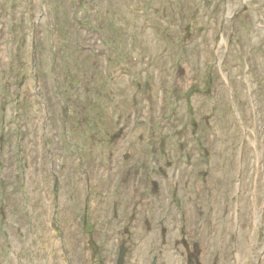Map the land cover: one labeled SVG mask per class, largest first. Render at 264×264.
I'll list each match as a JSON object with an SVG mask.
<instances>
[{"label":"rangeland","instance_id":"obj_1","mask_svg":"<svg viewBox=\"0 0 264 264\" xmlns=\"http://www.w3.org/2000/svg\"><path fill=\"white\" fill-rule=\"evenodd\" d=\"M102 1L0 0V264H118L124 241L125 264H264V0H111L113 27ZM74 83L98 92L84 143L64 134ZM109 175L141 227L106 240Z\"/></svg>","mask_w":264,"mask_h":264},{"label":"bare ground","instance_id":"obj_2","mask_svg":"<svg viewBox=\"0 0 264 264\" xmlns=\"http://www.w3.org/2000/svg\"><path fill=\"white\" fill-rule=\"evenodd\" d=\"M111 237H113V238H114L115 236H111ZM116 237H117V236H116ZM116 237H115V238H116ZM119 260H120V259H119ZM118 262H119V261H118ZM244 264H245V263H244Z\"/></svg>","mask_w":264,"mask_h":264}]
</instances>
